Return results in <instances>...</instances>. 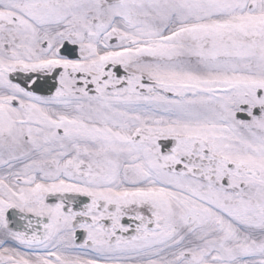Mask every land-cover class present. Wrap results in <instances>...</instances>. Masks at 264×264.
Returning a JSON list of instances; mask_svg holds the SVG:
<instances>
[{"label":"snow or ice","instance_id":"6c2138e0","mask_svg":"<svg viewBox=\"0 0 264 264\" xmlns=\"http://www.w3.org/2000/svg\"><path fill=\"white\" fill-rule=\"evenodd\" d=\"M0 264H264V0H0Z\"/></svg>","mask_w":264,"mask_h":264}]
</instances>
